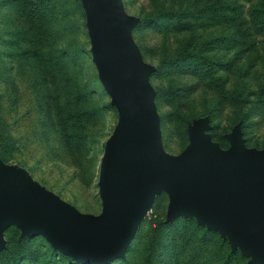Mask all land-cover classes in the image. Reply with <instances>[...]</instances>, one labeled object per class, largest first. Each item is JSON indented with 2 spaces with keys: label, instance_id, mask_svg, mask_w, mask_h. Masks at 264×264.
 Wrapping results in <instances>:
<instances>
[{
  "label": "rangeland",
  "instance_id": "rangeland-1",
  "mask_svg": "<svg viewBox=\"0 0 264 264\" xmlns=\"http://www.w3.org/2000/svg\"><path fill=\"white\" fill-rule=\"evenodd\" d=\"M263 1L120 0L123 13L136 20L130 39L151 68L147 82L165 155L182 154L191 145L189 131L198 123H205L204 134L222 152L230 149L236 130L245 149L264 152V34L254 31L251 17ZM161 11L178 15L183 28L177 17L169 29L154 24ZM220 37L229 40L210 44ZM187 54L203 56L212 71L194 76L176 68L172 62ZM216 81L228 97L248 102L238 107L223 101ZM119 119L93 64L82 0H0V152L7 159L1 162L30 174L78 214L98 218L103 154ZM168 209V192L154 193L120 257L127 264H174L165 230L177 218H193L212 230L196 216L168 220ZM157 226L161 233L154 237ZM10 227L30 239L18 264H62L49 249L68 255L41 234ZM223 237L231 251L252 264L251 257ZM4 240L0 254L8 245Z\"/></svg>",
  "mask_w": 264,
  "mask_h": 264
},
{
  "label": "water",
  "instance_id": "water-1",
  "mask_svg": "<svg viewBox=\"0 0 264 264\" xmlns=\"http://www.w3.org/2000/svg\"><path fill=\"white\" fill-rule=\"evenodd\" d=\"M82 3L94 67L120 115L103 154L102 215L78 214L30 174L0 160V248L4 232L16 225L85 264H109L124 255L154 193L164 189L168 220L196 216L238 245L252 264H264V152L245 149L237 130L222 152L204 134L205 123H198L182 154L165 155L147 82L151 68L130 39L136 20L123 13L120 0Z\"/></svg>",
  "mask_w": 264,
  "mask_h": 264
},
{
  "label": "trees",
  "instance_id": "trees-1",
  "mask_svg": "<svg viewBox=\"0 0 264 264\" xmlns=\"http://www.w3.org/2000/svg\"><path fill=\"white\" fill-rule=\"evenodd\" d=\"M174 17L183 28L182 19L178 15L170 14L169 12L161 11L153 19L154 24L161 22L166 29L173 25ZM253 29L257 34H264V1L259 8L251 10ZM161 20V21H160ZM229 39L225 37L214 38L212 43L217 46L227 42ZM203 56H193L187 54L180 56L175 60L173 65L181 70H187L190 74L197 76H207L212 67L207 64L208 61L202 59ZM218 92L223 96V101L227 99L231 104L241 107L248 102L247 99L239 98L238 96L228 97L219 82H215ZM261 98L262 95L259 94ZM261 103L263 100L260 101ZM243 127L245 126L242 119ZM0 159L4 163L7 162L6 156L0 152ZM168 225V230H165V235L168 236L172 246L171 252L174 264H248V259L240 254L237 250H232L227 238L221 236L216 230H207L205 226L198 225L193 218H177L171 221ZM159 226V225H158ZM158 226L155 229L154 237L157 236ZM165 226V225H164ZM7 241V247L0 254V264H18L22 256H24V248L29 243V238H21L19 231L15 227H10L4 232ZM174 244V245H173ZM53 256L62 260V264H81L75 261L68 255L60 254L53 249H49ZM109 264H127L123 258H118Z\"/></svg>",
  "mask_w": 264,
  "mask_h": 264
}]
</instances>
